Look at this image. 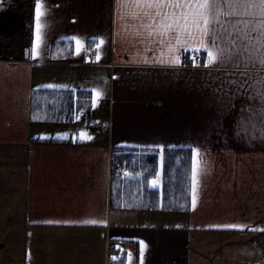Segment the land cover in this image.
<instances>
[{
	"label": "crops",
	"instance_id": "crops-1",
	"mask_svg": "<svg viewBox=\"0 0 264 264\" xmlns=\"http://www.w3.org/2000/svg\"><path fill=\"white\" fill-rule=\"evenodd\" d=\"M30 1L22 53L6 48L0 54V264H264V73L258 60L241 75L231 65L205 67L207 50L194 40L173 41L170 53L147 33L136 34L131 17L121 20L119 0H53L61 19L41 8L38 23L37 0ZM8 15H0L11 19V25L0 23V45L10 47L18 21ZM261 20L257 9L222 14L217 43L236 39L243 52L244 32L256 36L252 28ZM35 24L44 25L38 30L43 39L31 47ZM61 40L73 49L66 42L52 50ZM195 52L204 63H191ZM170 56L179 63H168ZM68 89L89 90L93 98L91 110L73 121L58 116L50 101L42 103L46 93L50 99ZM41 109L49 116L38 117ZM89 119L154 121V131L138 138L109 131L105 140L102 127L85 125ZM68 122L81 123L84 135L49 137V127ZM114 144L198 148L203 166L195 207L192 192L181 210L113 205ZM156 180L161 186V172ZM91 220L98 222H85ZM229 224L240 227H222ZM239 249H246L243 256Z\"/></svg>",
	"mask_w": 264,
	"mask_h": 264
},
{
	"label": "snow or ice",
	"instance_id": "snow-or-ice-1",
	"mask_svg": "<svg viewBox=\"0 0 264 264\" xmlns=\"http://www.w3.org/2000/svg\"><path fill=\"white\" fill-rule=\"evenodd\" d=\"M226 6L229 9L227 13L224 12V0H119L118 14L121 20H124L126 16L131 17L135 22L134 27L138 29L136 34L147 33V37L153 43L167 47L170 53L173 51V41L179 45L194 40L207 50L208 59L205 67L212 65L218 68L221 65H231L240 71L241 75H247L249 65L255 68L258 60V73H264V20L259 21L252 28V32L257 33L256 36L244 32L246 40L242 42L243 52L237 46L236 39H230L224 46L217 43L221 39L220 16L222 14L233 15L238 10L249 14V10L257 9L259 15L264 17V0H229ZM41 8V0H37V19L42 15ZM245 24L247 26V22ZM72 39L76 40L79 45L78 38ZM252 40L256 41L255 46L251 44ZM37 41H39V35H37ZM101 43H103L102 40ZM245 54L247 55L245 56ZM32 55L34 57L39 55L37 47L32 49ZM241 57H244L243 70H241ZM158 62L165 63L163 59ZM167 62L178 64L179 58L170 56ZM48 87L53 86L49 85ZM191 152L192 204L194 208L198 174L202 170L203 161L199 159L200 150L198 148H192ZM152 184L156 186L157 180H153ZM85 222L95 224L98 221ZM99 222L103 223L104 221ZM222 227L237 228L240 226L229 224Z\"/></svg>",
	"mask_w": 264,
	"mask_h": 264
},
{
	"label": "trees",
	"instance_id": "trees-1",
	"mask_svg": "<svg viewBox=\"0 0 264 264\" xmlns=\"http://www.w3.org/2000/svg\"><path fill=\"white\" fill-rule=\"evenodd\" d=\"M66 42H69L70 50H72L73 45L69 40L53 42L52 50H58ZM199 60L204 63L205 57L202 56ZM191 63L193 64L194 61L192 60ZM59 93L62 96L56 97L60 100L58 106L56 102L50 101V107L56 108L58 116H64L62 119L73 121L76 116L91 109L93 98L89 90L68 89L60 90ZM46 95L49 98V93ZM34 102H36L35 95ZM191 149L186 147H167L163 150L129 146L114 147L113 178L117 179L119 190L118 199H112V204L120 208L145 210L187 209L192 192ZM160 153L164 159L162 171ZM160 172L163 173L162 184L153 186L152 181L160 175Z\"/></svg>",
	"mask_w": 264,
	"mask_h": 264
},
{
	"label": "rangeland",
	"instance_id": "rangeland-1",
	"mask_svg": "<svg viewBox=\"0 0 264 264\" xmlns=\"http://www.w3.org/2000/svg\"><path fill=\"white\" fill-rule=\"evenodd\" d=\"M30 4H31V1L30 0H0V15H5L4 17H6V14L8 13L9 14L8 16H10V17H12L11 15L14 16V18L16 20V23L18 21V24H17L18 25V28L16 27V30L14 29L13 31H11L14 34V36L16 37L15 38L16 44H14V45H12L10 47L9 46H5V44H1L0 45V51H2V52L0 54H3V52H5L7 50H11L12 53H15V51L16 52L20 51L22 53L23 48H24L23 42H25V40H27V38H28V31L26 30V25H27L26 24V20L28 19L27 16H29L27 10H28ZM41 4H42V8H51L52 15H49L48 17H51L52 20L56 17L57 18V21L56 22H58L61 19V13L62 12L58 8V6L54 3L53 0H41ZM41 11H42V15L40 17H42L43 16V13H44L43 10H41ZM70 11H71V6H70ZM40 17H39V19H40ZM1 18L2 17H0V23L3 21V20L1 21ZM39 19H37V23H38ZM67 21H69L68 20V16L64 19L63 23L66 24ZM3 22H4V24L7 25L9 22H11V19L10 20H5ZM32 23H33V21H32ZM9 25H11V23H9ZM38 25L40 27L38 29H36V30H34V29L32 30V26H31V30H30V34L31 35H30V38H29L31 47H32L33 43L37 41V35L39 34V31L38 30H40L42 28V26H44L43 24L42 25L37 24L36 26H38ZM33 26H34V24H33ZM42 39H43V37L42 38L39 37V40L40 41ZM30 45L26 46V49L29 48ZM39 47L40 46H38L37 48H39ZM6 48H8V49L7 50H4ZM10 48H12V49H10ZM7 52H9V51H7ZM56 52H58V51H55V53ZM93 52H94L93 53L94 55H96L98 53L97 47L96 48L95 47L93 48ZM200 69H202V68H198V69L195 68V70H197V71L200 70ZM85 71L88 72V73L91 72L89 70H85ZM91 74H93V73H91ZM81 75L83 76L81 70H80V72L78 70H76V72H73L74 78L75 77L76 78L78 77L80 79L81 78ZM45 100L46 101H51V102H56V106H58V103L60 101V100H57L56 97H51L50 99L45 98L42 101H45ZM89 111H85L82 114L86 115ZM47 113H48V111H46L44 109H41V114L40 115H37V116L40 117V118L41 117L44 118V116L45 117L46 116H49V114H47ZM96 117H98V115ZM50 118H53V117H50ZM89 120L90 121H88L87 124L85 123V125H89V124L91 126L93 125L94 127L92 126V128L94 130H96L95 128H99V127L101 128L102 127V130H104L106 132V134H105V140H108V137H109L108 136V134H109L108 132L109 131H112V134L127 135L129 133V134H132V135H136L137 136L136 138L142 137L145 134H148L147 132H153L154 131V121H91V119H89ZM89 122H91V123H89ZM103 122H104L105 125L103 124ZM98 123H100V124H98ZM58 125L59 124L56 123V124H53L51 127L48 126L49 127V130H48L47 133L50 134L49 137L50 136H54L56 134H60L61 132L62 133H66V134H71L72 131H74L77 134H79L80 136H82V132H81V128H80V127H82V124L81 123L76 124V127L79 126V128L74 127L72 125V123H70V122L65 123V124H61L60 126H58ZM207 130L209 131V129H207ZM116 146H119V145L114 144V145H112V148H114ZM150 149H155V148H150ZM144 150L146 152H149V151H147V149H144ZM163 167H164V159L160 163L161 171L163 170ZM154 180H156V178ZM112 184H113V187H112V199L113 200L114 199H118L119 186H118L117 179H114L113 178V164H112ZM242 247L243 246H241V248ZM245 250L246 249H244V251L239 249L238 250V255L239 256H243V254L245 253Z\"/></svg>",
	"mask_w": 264,
	"mask_h": 264
},
{
	"label": "built area",
	"instance_id": "built-area-1",
	"mask_svg": "<svg viewBox=\"0 0 264 264\" xmlns=\"http://www.w3.org/2000/svg\"><path fill=\"white\" fill-rule=\"evenodd\" d=\"M199 57H200V53L199 52L195 53L194 59L197 60ZM111 252L114 253V249H112Z\"/></svg>",
	"mask_w": 264,
	"mask_h": 264
},
{
	"label": "water",
	"instance_id": "water-1",
	"mask_svg": "<svg viewBox=\"0 0 264 264\" xmlns=\"http://www.w3.org/2000/svg\"><path fill=\"white\" fill-rule=\"evenodd\" d=\"M26 56L29 57V48L26 49Z\"/></svg>",
	"mask_w": 264,
	"mask_h": 264
}]
</instances>
